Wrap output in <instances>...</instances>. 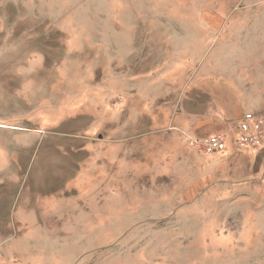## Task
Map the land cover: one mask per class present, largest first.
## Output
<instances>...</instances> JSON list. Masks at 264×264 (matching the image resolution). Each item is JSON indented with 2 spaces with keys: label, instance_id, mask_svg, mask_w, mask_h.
<instances>
[{
  "label": "rangeland",
  "instance_id": "rangeland-1",
  "mask_svg": "<svg viewBox=\"0 0 264 264\" xmlns=\"http://www.w3.org/2000/svg\"><path fill=\"white\" fill-rule=\"evenodd\" d=\"M197 77L256 88L264 110V0H0V187L57 194L56 218L3 245L18 264H264V156L216 183L255 194L212 197L168 116L142 114L171 113ZM159 139L161 164L137 154ZM107 140L129 143L128 167L110 177L95 144L81 170L78 147Z\"/></svg>",
  "mask_w": 264,
  "mask_h": 264
},
{
  "label": "crops",
  "instance_id": "crops-1",
  "mask_svg": "<svg viewBox=\"0 0 264 264\" xmlns=\"http://www.w3.org/2000/svg\"><path fill=\"white\" fill-rule=\"evenodd\" d=\"M251 94L256 99L255 102L249 101L227 81L214 84L210 83L207 78L197 77L187 86L179 107L171 113H166L162 109L151 111V109L144 108L142 114L145 115L147 112L154 116H168L167 126L170 131L174 132L171 138V147H173L171 153L176 155L177 160L180 159L190 165L192 164L194 168L200 171L201 180L213 185L206 188L207 195L212 197L252 195V193H256V189L252 187L246 189L248 192H243L241 188L238 189L232 185L219 187L216 184L223 180H229L230 183H233L234 178L237 175L238 178H241L242 173L246 178H256L258 175V161L260 157L264 156V147L254 153L257 155H252L250 152L236 151L230 142L234 135V127L244 113L264 114V110L259 109L257 104V89L253 88ZM261 97L264 99V96L261 95ZM151 121L154 127L153 134L161 131L156 128L158 127V120L151 119ZM214 134H224L227 137L226 149L222 153H198L187 144L189 138H202ZM102 142L91 141L90 144L78 147L80 153L88 156L81 162V170L90 168L89 170L94 171V174L97 172V166L101 164L98 161L99 155L93 148L96 146L95 144H99L112 150L110 156L109 151H107L109 159L106 163L110 168L109 176L113 177L114 170L118 169V166L115 165L117 164L116 161H119L120 158L122 163L127 164L128 167L126 160L130 156V152L127 151L129 143L124 140H107L103 145ZM137 154L152 155L157 159V163L161 164V140H154L152 143L145 140L141 141ZM24 175L28 184L30 173L27 171ZM70 184L74 186V190L76 184L74 185L73 181ZM31 185H33V181ZM68 194L65 191L62 196ZM55 195L57 194L51 193L49 187L41 189H34L32 186L23 189L0 187V264H18L16 254H13L11 249L7 250L8 248L3 245L10 244L18 236L30 235L28 229L45 227L51 219L56 218V214L52 215L54 211L51 210L54 209L50 206L51 196Z\"/></svg>",
  "mask_w": 264,
  "mask_h": 264
},
{
  "label": "built area",
  "instance_id": "built-area-1",
  "mask_svg": "<svg viewBox=\"0 0 264 264\" xmlns=\"http://www.w3.org/2000/svg\"><path fill=\"white\" fill-rule=\"evenodd\" d=\"M236 151H257L264 147V117L254 112H246L234 127L230 139ZM189 147L203 154L222 153L226 149L227 137L214 134L208 137H194L187 140Z\"/></svg>",
  "mask_w": 264,
  "mask_h": 264
}]
</instances>
